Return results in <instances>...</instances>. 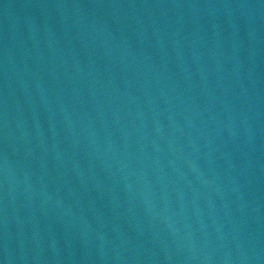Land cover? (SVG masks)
Wrapping results in <instances>:
<instances>
[{
  "label": "water",
  "instance_id": "95a60500",
  "mask_svg": "<svg viewBox=\"0 0 264 264\" xmlns=\"http://www.w3.org/2000/svg\"><path fill=\"white\" fill-rule=\"evenodd\" d=\"M0 264H264V0H0Z\"/></svg>",
  "mask_w": 264,
  "mask_h": 264
}]
</instances>
